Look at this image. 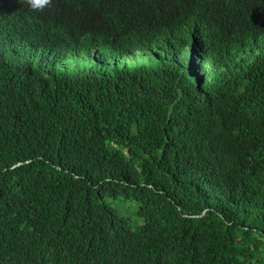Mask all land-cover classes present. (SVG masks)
<instances>
[{"label": "trees", "instance_id": "trees-1", "mask_svg": "<svg viewBox=\"0 0 264 264\" xmlns=\"http://www.w3.org/2000/svg\"><path fill=\"white\" fill-rule=\"evenodd\" d=\"M0 264H264V0H0Z\"/></svg>", "mask_w": 264, "mask_h": 264}, {"label": "rangeland", "instance_id": "rangeland-1", "mask_svg": "<svg viewBox=\"0 0 264 264\" xmlns=\"http://www.w3.org/2000/svg\"><path fill=\"white\" fill-rule=\"evenodd\" d=\"M110 203H112V205L115 208H117L121 213H123L126 218L133 221L134 224L140 223V221L137 219L135 215L138 208V205L135 202H126L124 200H113Z\"/></svg>", "mask_w": 264, "mask_h": 264}, {"label": "clouds", "instance_id": "clouds-1", "mask_svg": "<svg viewBox=\"0 0 264 264\" xmlns=\"http://www.w3.org/2000/svg\"><path fill=\"white\" fill-rule=\"evenodd\" d=\"M27 4L35 8L37 4H40L42 6H48L51 4V0H25ZM144 62H147V58H144Z\"/></svg>", "mask_w": 264, "mask_h": 264}]
</instances>
